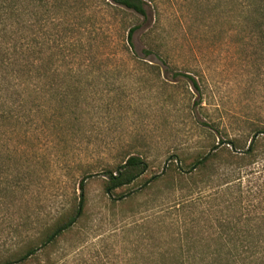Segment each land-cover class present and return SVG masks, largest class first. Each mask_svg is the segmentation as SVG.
I'll return each instance as SVG.
<instances>
[{
    "label": "trees",
    "instance_id": "16d2710c",
    "mask_svg": "<svg viewBox=\"0 0 264 264\" xmlns=\"http://www.w3.org/2000/svg\"><path fill=\"white\" fill-rule=\"evenodd\" d=\"M209 4L213 11L220 8L221 16L230 22L226 35L235 31L244 49L264 53V0H209ZM98 11L108 14L105 28L103 18L96 21ZM127 15L140 16L141 21L117 42L116 31ZM108 30L109 51L96 54L104 43L101 39L110 42L105 36ZM134 34L143 45L141 54L134 51ZM171 41L157 0H100L96 4L92 0H0V140L15 128H39V115L45 112V140H59L58 132L49 130L50 124L59 128L62 121L66 126L60 129V139L82 142L87 132L80 126L86 123L82 110L94 80H102L107 96L112 95L102 100L103 110L120 112L123 107L125 87L117 81L126 73L115 63L122 60L132 62L142 75L160 82V87L165 88L168 80L188 82L198 95L190 109L202 107L196 73L181 68L170 78L162 74L160 65L168 69L173 58ZM191 121L196 129L209 131L208 136L217 125L215 119H201L197 114ZM251 132L247 146L230 137L227 142H202L193 151L175 148L166 156L172 159L160 175L144 178L138 189L127 193L131 201H138L137 212L151 211L139 224L145 244L130 264H264V224H252L248 217L241 226L235 214L238 179L244 169L256 171L248 167L264 153V142H253L264 127ZM144 149H122L117 160L101 164L105 193L113 201L124 195L116 189L144 175L148 165ZM11 152L8 141L0 143V153ZM28 168L27 164L12 171L8 161L1 163L0 208L27 199L32 190ZM81 171L67 178L72 190L64 192L46 218L41 209L14 222L13 211L7 214L12 235L0 243V264H65L58 251L72 245L66 241L78 234L90 208L87 180L93 169L87 166Z\"/></svg>",
    "mask_w": 264,
    "mask_h": 264
},
{
    "label": "rangeland",
    "instance_id": "374dc122",
    "mask_svg": "<svg viewBox=\"0 0 264 264\" xmlns=\"http://www.w3.org/2000/svg\"><path fill=\"white\" fill-rule=\"evenodd\" d=\"M157 5L172 39L173 58L168 69L160 65L162 74L170 78L172 72L181 68L196 73L201 84L202 107L190 109L198 95L188 82L168 80L163 88L157 80L142 75L132 62L122 60L115 63L126 73L117 81L125 87L123 107L119 108L120 112L103 110L102 100H110L112 95L107 96V86L102 80L98 83L94 80L93 86L87 88L90 99L82 110L86 123L80 126L87 130L82 142L60 139V129L66 126L62 121L59 128L50 124L49 130L58 132L59 140H45V112L39 115V128H15L12 135L0 140L1 144L8 141L12 145L10 154L0 153V165L6 160L10 169L16 171L28 164L32 190L19 205L0 208V243L10 240L12 235L7 214L13 211L14 222L41 209L40 214L46 218L51 208L64 198L63 194L72 190V183L67 181L70 174L78 176L82 167L90 166L93 173L87 180L88 217L78 234L70 235L66 241V245H72L58 253L65 264H130L133 254L140 255L145 244L139 224L151 211L137 212L138 201H131L127 193L138 189L144 178L160 175L172 159L166 156L173 154L175 148L193 151L202 142H227L230 137L247 146L251 130L264 127V53L250 47L244 49L236 41L235 31L230 30L226 35L230 22L221 16L220 8L211 10L209 0H157ZM95 13L96 21L103 18L105 28L108 14ZM139 21L140 16L127 15L120 22L121 29L116 31V41L122 40V34ZM109 33L110 30L105 36L110 42L101 39L104 43L96 54L109 51ZM132 40L134 51L141 54L143 45L138 35L134 34ZM97 109L105 113L96 112ZM195 114L201 119L216 120L210 136L209 131L202 132L193 126L191 116ZM253 142H264V133L258 134ZM133 146L145 147L142 155L148 162L147 169L135 183L116 189L124 195L113 201L105 193L106 175L101 164L117 160L120 150ZM256 159L248 167L256 171L244 169L238 179L235 214L241 226L248 217L252 218V224H264V166L261 165H264V153H259Z\"/></svg>",
    "mask_w": 264,
    "mask_h": 264
}]
</instances>
